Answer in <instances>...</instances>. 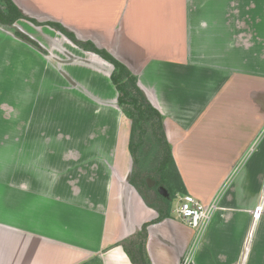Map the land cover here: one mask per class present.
<instances>
[{
	"label": "crops",
	"instance_id": "0c3cea01",
	"mask_svg": "<svg viewBox=\"0 0 264 264\" xmlns=\"http://www.w3.org/2000/svg\"><path fill=\"white\" fill-rule=\"evenodd\" d=\"M11 1L42 25H13L38 48L0 26V86L76 89L64 95L75 102L117 97L113 66L44 24L105 50L162 115L185 194L216 209L198 238L173 213L154 222L157 212L129 184V121L110 113L106 144L91 145L79 166L95 172L94 183L71 196L90 202L66 211L36 255L16 254L20 242L0 244V264H132L118 244L145 224L150 264H264V96L248 94L264 89V0Z\"/></svg>",
	"mask_w": 264,
	"mask_h": 264
},
{
	"label": "rangeland",
	"instance_id": "374dc122",
	"mask_svg": "<svg viewBox=\"0 0 264 264\" xmlns=\"http://www.w3.org/2000/svg\"><path fill=\"white\" fill-rule=\"evenodd\" d=\"M75 90L0 86V244L20 242L25 250L17 249L16 254L40 253L42 236L49 235L50 240L56 237L62 215L90 202L71 197L82 192L85 183L93 182L95 172L91 170L82 175L79 166L91 153V145L106 144L110 113L122 112L115 92L111 99L102 95L91 101L78 90L75 95L91 101L87 103L64 97L66 93L74 94ZM241 91L245 96V89ZM248 94L259 99L264 96V89H251ZM258 112L260 115V107ZM128 123L130 139L131 122ZM144 129L150 134V126L144 125ZM140 141L141 154L138 150L136 153L140 164L136 173L148 191L142 189L147 191L151 202L157 201V195L169 199L167 189L158 185L161 174L153 169L142 171L153 152L145 133ZM95 155L101 158L99 161L107 157L102 150ZM146 180L151 181L150 186ZM162 190L167 192L168 198L161 195ZM177 203L178 195L172 201V209ZM44 219L54 228L47 226ZM68 228L72 234V226ZM65 238L61 235V239Z\"/></svg>",
	"mask_w": 264,
	"mask_h": 264
},
{
	"label": "trees",
	"instance_id": "16d2710c",
	"mask_svg": "<svg viewBox=\"0 0 264 264\" xmlns=\"http://www.w3.org/2000/svg\"><path fill=\"white\" fill-rule=\"evenodd\" d=\"M20 19L28 20L35 25H42L25 18L11 0H0V26L8 29L20 40L38 48L39 46L36 43L13 27L14 23ZM44 25H48L65 34L75 45L85 51L98 55L113 66L110 79L118 95L117 104L122 114L131 122L129 152L132 158V171L129 184L137 190L146 206L157 212L158 217L154 222H160L170 217L172 214V201L176 195H185L186 191L176 170L171 145L165 137L162 115L145 98L137 86L136 78L109 53L98 49L90 42H79L72 34L67 33L57 24L50 23ZM144 125L150 126V134L146 132L147 129H144ZM144 133L153 153L151 154V160L143 166L142 171L144 169H153L161 174L158 185H162L167 189L170 195L169 199H164L157 195V201L151 202L145 182L138 179L139 173H136V169L140 164V157H136V153L139 151V154H141L139 150L141 144L140 138ZM134 140L137 142L135 143ZM142 188H145L147 191ZM147 226L148 224L143 225L139 232L118 244L123 248L132 264H150L145 252Z\"/></svg>",
	"mask_w": 264,
	"mask_h": 264
},
{
	"label": "built area",
	"instance_id": "2783aa9c",
	"mask_svg": "<svg viewBox=\"0 0 264 264\" xmlns=\"http://www.w3.org/2000/svg\"><path fill=\"white\" fill-rule=\"evenodd\" d=\"M215 209L216 202L209 206H204L192 195L185 194L178 197L177 207L172 209V213L191 227L195 231L196 238H198L209 224ZM262 212L263 203L260 201L253 211L254 220L259 219ZM182 264H188V260L186 259Z\"/></svg>",
	"mask_w": 264,
	"mask_h": 264
},
{
	"label": "water",
	"instance_id": "95a60500",
	"mask_svg": "<svg viewBox=\"0 0 264 264\" xmlns=\"http://www.w3.org/2000/svg\"><path fill=\"white\" fill-rule=\"evenodd\" d=\"M146 183H147L148 186L151 185V181H149V180H146ZM160 192H161V195H162L163 197L168 198V194H167V192H166L165 190H162V191H160Z\"/></svg>",
	"mask_w": 264,
	"mask_h": 264
}]
</instances>
